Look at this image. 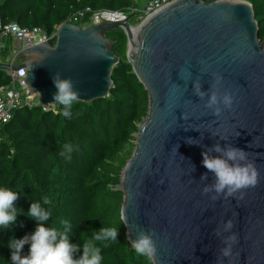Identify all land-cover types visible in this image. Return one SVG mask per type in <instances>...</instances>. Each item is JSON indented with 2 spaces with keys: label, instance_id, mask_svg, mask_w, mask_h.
I'll use <instances>...</instances> for the list:
<instances>
[{
  "label": "water",
  "instance_id": "obj_1",
  "mask_svg": "<svg viewBox=\"0 0 264 264\" xmlns=\"http://www.w3.org/2000/svg\"><path fill=\"white\" fill-rule=\"evenodd\" d=\"M117 28L127 34V58L149 95L148 116L119 185L128 240L152 235L154 264H264V40L252 4L177 0L137 25L129 17L66 23L54 43L28 47L19 53L24 62L0 63V69L26 67L30 90L46 106L56 105V73L71 78L77 100L105 97L120 60L107 33ZM212 92L229 93L232 107H207ZM216 144L245 150L259 173L255 187L227 199L204 192L215 177L203 166L202 152L220 156L209 151ZM228 220L230 232L224 230ZM231 233L238 240L224 257Z\"/></svg>",
  "mask_w": 264,
  "mask_h": 264
},
{
  "label": "trees",
  "instance_id": "obj_2",
  "mask_svg": "<svg viewBox=\"0 0 264 264\" xmlns=\"http://www.w3.org/2000/svg\"><path fill=\"white\" fill-rule=\"evenodd\" d=\"M150 0H145L147 3ZM211 2L215 0H204ZM254 10L259 38L264 40V0H247ZM138 0H0L2 25L17 22L21 27L42 29L52 36L74 12L124 11L133 25L139 24L145 8ZM130 13V14H129ZM119 56L111 77L113 85L105 97L91 101L76 100L65 116L57 104L45 110L41 105L22 106L10 121L0 128V188L16 192V221L0 229V264H12L10 238L21 239L34 232L37 222L27 216L32 202H40L51 213L45 226L63 231L64 222L71 225L69 240L79 244L81 233L90 238L101 227L118 228L117 241L101 247V264H149L135 252L127 238L121 219L124 192L118 189L122 173L136 146V133L148 116L149 95L127 58L128 37L122 28L107 33ZM5 62L14 57V39L2 37ZM55 41L53 40L52 43ZM25 57H14L24 61ZM7 71L0 69V88L11 83ZM65 145L72 151L61 156ZM70 156V158H68ZM50 203L44 205L43 198ZM25 245L21 255H27ZM154 264V262H153Z\"/></svg>",
  "mask_w": 264,
  "mask_h": 264
},
{
  "label": "clouds",
  "instance_id": "obj_3",
  "mask_svg": "<svg viewBox=\"0 0 264 264\" xmlns=\"http://www.w3.org/2000/svg\"><path fill=\"white\" fill-rule=\"evenodd\" d=\"M57 35L52 37L54 38V41ZM14 48H19V46H15ZM16 56L21 57L19 54ZM1 58L2 54L0 50V63L12 64L10 58L5 62ZM25 60L26 58L24 61ZM24 61L14 60L13 63L18 64ZM5 70L7 71L9 69ZM52 82L57 90L53 94V99L55 101L54 104L56 105L46 106L41 102L38 96L37 100L40 104L35 105L54 109L57 104H59L64 107L63 114L69 116V110L73 102L78 99V91L75 90L71 78H62L59 73L52 76ZM194 88L196 94L203 98L205 93L200 90L198 82L194 83ZM221 103L225 108L230 109L233 104V97L229 93H225L222 97H218L215 92H212L207 100V107L213 108V106ZM214 111L215 114L218 115L220 113V108L215 107ZM186 142L190 144L193 143L192 138H188ZM71 151V146L65 145L64 150L60 152V155L66 156L67 154H70ZM209 151L221 153V155L212 157L209 156L208 152H202L203 166L209 172H212L215 177L214 183L204 188L205 193L214 191L216 197L223 195V197L227 199L228 197H232L236 192L257 185L259 173L253 163L247 162V154L245 150L231 145L226 148H221L219 144H216ZM68 158H70V156H68ZM206 175L207 174H204L202 179H205ZM17 199L18 195L16 192L6 188H0V229H7L16 221L18 209L15 207L14 202ZM42 203L44 205L49 204V198L44 197ZM50 215L51 213L42 207L40 202L31 203L27 216L35 220L37 225L34 232L25 235L23 238L9 239L8 247L12 250L10 257L12 264H101L103 257L101 255V247H98L97 243L107 247L106 242H115L118 240V228L116 227H101L99 231H93L90 238H87L86 233H81V239L84 241L82 246L83 253L79 258H74V254L80 251L81 246L79 244L71 243L69 240L71 225L65 221L63 231H59L56 228L46 227L45 224L49 221ZM121 219H123V217H121ZM233 226V222L228 220L225 223L224 230L230 232ZM237 240L238 237L235 233H231L226 237L224 241L225 246L221 249L224 257L231 255V246L233 243H236ZM26 244L30 246L28 254L22 256L21 252ZM131 247L137 254L145 257L147 261H149V264H153L157 249L152 235L141 232L137 238L131 242Z\"/></svg>",
  "mask_w": 264,
  "mask_h": 264
},
{
  "label": "built area",
  "instance_id": "obj_4",
  "mask_svg": "<svg viewBox=\"0 0 264 264\" xmlns=\"http://www.w3.org/2000/svg\"><path fill=\"white\" fill-rule=\"evenodd\" d=\"M177 0H150L143 10L145 19L166 5ZM129 16L124 11L114 10H100L93 11L91 8H86L71 14L64 22L57 27V31L52 36H49L42 29L36 27L34 29H28L21 27L17 22H11L6 25H2L0 22V37L11 36L19 43V48L13 49V56L15 57L21 50L27 49L38 43L50 41V39L58 34L59 29L66 23L82 24L83 26L91 23H100L104 20L108 21H122ZM14 57L11 63L14 62ZM8 75L12 81L9 85L0 88V128L3 124L10 121L14 115V111L22 106H34L40 104L37 100V96L31 92L25 78L27 68L20 67L17 70H7ZM45 107V110L50 107Z\"/></svg>",
  "mask_w": 264,
  "mask_h": 264
},
{
  "label": "crops",
  "instance_id": "obj_5",
  "mask_svg": "<svg viewBox=\"0 0 264 264\" xmlns=\"http://www.w3.org/2000/svg\"><path fill=\"white\" fill-rule=\"evenodd\" d=\"M4 44H5V41L3 40V38H0V50L4 46ZM13 44H14V47L18 46V42H16V40H14Z\"/></svg>",
  "mask_w": 264,
  "mask_h": 264
},
{
  "label": "rangeland",
  "instance_id": "obj_6",
  "mask_svg": "<svg viewBox=\"0 0 264 264\" xmlns=\"http://www.w3.org/2000/svg\"><path fill=\"white\" fill-rule=\"evenodd\" d=\"M139 2H141L140 3V6L141 7H144L145 5H146V3H145V0H138ZM146 7V6H145ZM130 14V13H129Z\"/></svg>",
  "mask_w": 264,
  "mask_h": 264
}]
</instances>
